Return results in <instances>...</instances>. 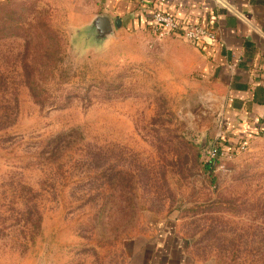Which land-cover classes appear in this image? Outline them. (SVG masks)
Wrapping results in <instances>:
<instances>
[{"label":"rangeland","instance_id":"rangeland-1","mask_svg":"<svg viewBox=\"0 0 264 264\" xmlns=\"http://www.w3.org/2000/svg\"><path fill=\"white\" fill-rule=\"evenodd\" d=\"M0 5L24 16L31 5L64 40L46 60L30 46L45 66L37 105L24 40L0 38V264H264V130L224 127L220 92L187 72L191 43L121 28L76 40L98 0ZM223 136L233 155L206 173Z\"/></svg>","mask_w":264,"mask_h":264},{"label":"crops","instance_id":"crops-1","mask_svg":"<svg viewBox=\"0 0 264 264\" xmlns=\"http://www.w3.org/2000/svg\"><path fill=\"white\" fill-rule=\"evenodd\" d=\"M150 0H98L97 15L121 21V31L139 33L149 23ZM164 9L178 21L206 28L212 44L200 51L187 72L196 71L224 99L222 114L228 129L245 121V109L253 121L264 117V0H173Z\"/></svg>","mask_w":264,"mask_h":264},{"label":"trees","instance_id":"trees-1","mask_svg":"<svg viewBox=\"0 0 264 264\" xmlns=\"http://www.w3.org/2000/svg\"><path fill=\"white\" fill-rule=\"evenodd\" d=\"M25 6V5H24ZM19 6L16 8H8L4 5H0V38L5 36H13L20 37L25 42V54L23 59V76L25 81V86L28 88L30 97L33 103L37 105L44 104V95L46 91L40 86L39 80L37 78L36 72L38 66H41L43 69L45 68L44 63L39 60L38 65H36L35 60H29L28 54L30 52V46L32 44L40 46V52L44 54L43 60L46 58H50L47 51L44 49V46L50 44L54 48L53 54H58L61 56L63 53L64 40L55 30H53L43 18L39 17V12L34 10L30 5L29 15L22 14L21 11L18 10ZM15 13V14H14ZM99 13V12H98ZM11 29V31H9ZM14 31V33H12ZM197 48L202 51L204 49V45H195ZM29 50V51H28ZM61 59H56L57 63L60 62ZM246 113L245 123L250 130H256L260 132L264 130V117L262 119H258L253 121L252 118L248 117V109L244 110ZM233 126L229 127V132H233ZM71 133H77V130H73L70 133H62L52 138L48 142L49 155L52 156L59 151H61L65 146H68L71 142L75 140ZM214 157L216 158H208L203 165V171L206 173H211L213 170V165L216 164L217 157L223 153H229L233 155L232 146L230 140L227 136H223L218 138L214 143ZM227 149V150H226ZM110 182L114 181L113 178L109 179Z\"/></svg>","mask_w":264,"mask_h":264},{"label":"built area","instance_id":"built-area-1","mask_svg":"<svg viewBox=\"0 0 264 264\" xmlns=\"http://www.w3.org/2000/svg\"><path fill=\"white\" fill-rule=\"evenodd\" d=\"M173 0H150L145 2L150 8L149 23L144 31L159 35H173L192 45L212 44L214 38L204 27L186 24L178 21L172 14L164 9L165 3ZM214 158V153L210 154Z\"/></svg>","mask_w":264,"mask_h":264},{"label":"water","instance_id":"water-1","mask_svg":"<svg viewBox=\"0 0 264 264\" xmlns=\"http://www.w3.org/2000/svg\"><path fill=\"white\" fill-rule=\"evenodd\" d=\"M121 28V21L119 19L110 20L106 16L96 15L91 22L84 28L76 32L74 38L87 39L99 44L113 36L114 29Z\"/></svg>","mask_w":264,"mask_h":264}]
</instances>
